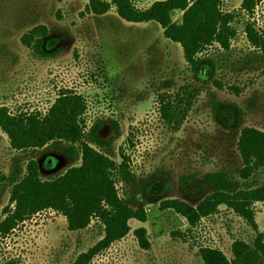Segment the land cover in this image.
I'll use <instances>...</instances> for the list:
<instances>
[{"label": "rangeland", "instance_id": "1", "mask_svg": "<svg viewBox=\"0 0 264 264\" xmlns=\"http://www.w3.org/2000/svg\"><path fill=\"white\" fill-rule=\"evenodd\" d=\"M113 1V0H106ZM148 8L156 0H133ZM90 0H0V105L12 111L46 112L61 90L83 94L89 103V125L109 121L99 132L113 142L111 156L131 158L134 182L120 185L121 194L136 196L147 220H130L121 241L92 264H214L232 260L239 241L253 243L257 232L223 204L217 213L192 227L165 202L180 199L197 207L214 189L203 175L242 167L237 145L244 127L264 131V52L245 33L247 16L233 26L238 36L225 51L214 45L201 54L193 71L180 44L167 39L159 23H131L115 7L103 15L91 13ZM242 0H225L224 9L238 10ZM182 13L175 15L180 19ZM264 34V0L254 18ZM39 25L50 34L47 56L28 48L22 36ZM169 93L179 102L185 120L174 129L159 112V97ZM177 105H179L177 103ZM62 141L38 150H16L0 129V213L9 203L11 182L4 176L24 175L37 160L41 177L51 179L82 163L65 152ZM196 180L182 184L185 176ZM259 180L264 175L259 174ZM256 221L264 232V203H256ZM96 220L82 231H71L66 218L46 210L24 222L0 243V264H74L80 253L100 239Z\"/></svg>", "mask_w": 264, "mask_h": 264}, {"label": "trees", "instance_id": "2", "mask_svg": "<svg viewBox=\"0 0 264 264\" xmlns=\"http://www.w3.org/2000/svg\"><path fill=\"white\" fill-rule=\"evenodd\" d=\"M262 1L242 0L240 8L233 11L224 9L225 0H156L148 8L137 6L133 0H90L87 8L91 13L103 15L115 7L119 16L128 22L159 23L165 37L181 45L186 62L196 71L203 62L201 54L210 47L231 49L238 36L233 23L242 15L247 16L245 33L250 44L264 52V34L252 20ZM178 12L182 16L175 20ZM49 34L46 25H39L27 31L22 41L28 48L47 56L44 44ZM177 97L179 102L171 94L162 93L159 112L166 124L179 130L186 117L181 109L185 98L180 94ZM88 109L86 97L72 89L61 90L46 112L12 111L0 105V129L8 136L13 149L38 150L62 141L67 145V154L82 157L80 165L51 179L41 177L37 160L29 162L24 175L1 179L9 180L12 185L9 203L0 213V243L35 215L54 210L66 218L71 231L86 230L94 220L101 224V239L80 253L74 262L92 264L97 256L129 234L130 220H147L144 208H136L138 198L120 192V185L134 182L130 156L121 151V161L117 162L110 155L113 142L121 133L120 125L113 121L115 135L105 140L99 132L109 121L96 120L89 125ZM237 148L243 163L237 172L221 169L203 175L204 181L214 189L212 195L197 207L175 199L165 202L162 209H170L195 227L202 218L227 205L257 232V236L253 243L237 242L232 260L222 257L214 264H264V232L256 221V203H264V180H259V174L264 175V131L244 127ZM195 180L193 175L185 176L182 184ZM4 264L22 263L11 259Z\"/></svg>", "mask_w": 264, "mask_h": 264}]
</instances>
